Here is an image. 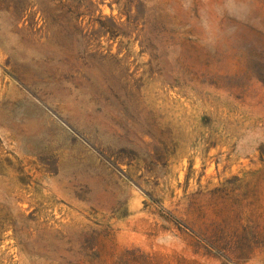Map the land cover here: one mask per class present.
Wrapping results in <instances>:
<instances>
[{"label": "rangeland", "instance_id": "rangeland-1", "mask_svg": "<svg viewBox=\"0 0 264 264\" xmlns=\"http://www.w3.org/2000/svg\"><path fill=\"white\" fill-rule=\"evenodd\" d=\"M0 264H264V0H0Z\"/></svg>", "mask_w": 264, "mask_h": 264}]
</instances>
